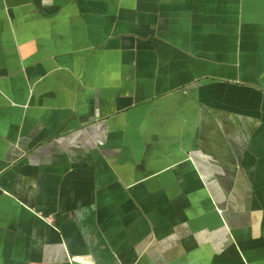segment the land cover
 <instances>
[{
	"label": "crops",
	"instance_id": "1",
	"mask_svg": "<svg viewBox=\"0 0 264 264\" xmlns=\"http://www.w3.org/2000/svg\"><path fill=\"white\" fill-rule=\"evenodd\" d=\"M0 264H264V0H0Z\"/></svg>",
	"mask_w": 264,
	"mask_h": 264
}]
</instances>
